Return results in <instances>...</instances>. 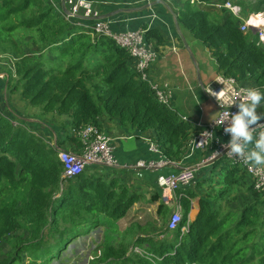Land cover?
I'll use <instances>...</instances> for the list:
<instances>
[{
  "label": "trees",
  "instance_id": "obj_1",
  "mask_svg": "<svg viewBox=\"0 0 264 264\" xmlns=\"http://www.w3.org/2000/svg\"><path fill=\"white\" fill-rule=\"evenodd\" d=\"M263 2L258 0L253 11L261 12ZM181 4L179 25L210 49L218 72L243 85H264V44L251 32L240 30L238 17L227 9L218 12L214 6L190 0ZM18 34L24 49L17 41ZM151 39L158 46L165 41L156 28L147 31L146 40ZM5 53L16 58L15 74H9L7 88L27 106L37 107L39 115L30 122L31 115L18 113L21 118L16 126L0 111V246H9L7 251L0 248V264H24V255L31 264H43L60 256L69 241L86 229L103 224L102 217L114 221L126 216L139 195L122 185L121 179L92 168L104 165L87 167L74 179L63 178V164L42 129L56 126L63 134L69 128L96 124L104 130L101 122L105 118L137 138L151 139L166 158L175 161L184 154L191 126L173 109L158 103L149 84L138 79L127 50L110 38L93 37L48 0H0V54ZM47 115L60 116L59 125L67 129L63 131ZM69 138L71 144L81 146L79 138ZM241 169L236 165L227 169L226 188L240 186ZM249 185V203L242 211L230 208L222 212L221 206L213 208L202 198L193 222L189 212L196 194L185 190L186 196L181 197L184 216L173 239L158 242L154 236L139 235L134 242L158 258L127 254L129 229L116 246H103L100 260L105 264H245L246 257L240 255L243 242L249 241L253 245L248 263L258 251L257 264H264V251L256 248L254 237L264 227V191ZM169 211L161 202L157 214L163 218ZM236 218L238 223L228 226L226 220ZM154 225L136 224L132 230L137 226L140 233L150 234ZM182 226L188 231L182 232ZM164 232L167 229L157 235ZM229 236L242 242L239 249L234 250ZM146 237L150 246L145 249Z\"/></svg>",
  "mask_w": 264,
  "mask_h": 264
},
{
  "label": "crops",
  "instance_id": "obj_2",
  "mask_svg": "<svg viewBox=\"0 0 264 264\" xmlns=\"http://www.w3.org/2000/svg\"><path fill=\"white\" fill-rule=\"evenodd\" d=\"M48 1L59 12H62L64 17L71 8L70 0ZM170 1L174 2L172 9L166 4L165 0H93L90 4L93 14L90 17L80 16L79 21L90 26L98 19H104L111 21L113 27L117 30L124 31L144 28L147 34L149 29L156 28L161 32L165 40L163 44L158 46L156 40H149L158 51L157 61L152 66L150 73L154 79L172 89L173 99L171 109L182 119L186 117L185 121L191 126L189 132L191 135L199 130L197 126L199 122L208 123L219 113L220 109L218 105L205 93V88L212 83V80L217 75L218 68L216 58L212 55L210 49L202 41L196 39L190 31L185 32L180 28L178 11H174L179 5L176 1ZM249 84L251 87H255L253 82H249ZM259 106H264V96H262L261 101L255 107ZM101 123H103L104 130L114 137L115 152L122 165L117 168L105 165L103 167L91 166L92 168L106 171L111 177L121 179L122 185H125L131 192L134 191L139 195L138 201L129 209L131 212H127L126 216L128 214L134 216V212H138L137 217L139 219V217L147 214L145 213L147 211L157 214L158 206L161 203L156 184L157 176L161 173L178 171L192 166L198 167L195 182L186 189L177 190V195L186 196L185 190H191L196 194L192 199L189 212L190 222L196 219L201 208L200 200L202 198L208 199L213 208L221 206L222 212L230 208L242 211L245 208L244 206L249 203L247 200L250 199L249 196L251 194L249 184L252 182L242 166L238 174V176L243 174L240 188L238 186L226 188V185H224L226 174L220 172L218 174H220L222 182L217 181L216 185L208 183V178L211 177L210 172L214 168L215 162L211 163V161H208L205 163L203 161L211 155L213 146L206 149H191L187 144L183 156L180 159L172 161L171 164L158 169L133 168L129 166V163H135L137 160H158L160 158L157 154L149 151L151 139L137 138L132 133L123 131L105 118L102 119ZM57 128L56 126L53 128L46 126L41 131L46 140L64 143L69 150L79 151L80 147L71 144L70 135L61 134L60 129L57 130ZM216 133L217 135H221V130L217 129ZM252 133L255 139L256 133ZM246 146L248 149L253 147L251 142ZM221 158L225 157L221 156ZM200 164L201 166L199 167L198 165ZM155 196H158V198L154 199ZM234 196L240 197L235 199ZM126 216L117 220V226H120L124 222ZM223 219L221 218L220 220ZM226 222L228 226H234L238 223V219H228ZM141 225L144 224L141 223ZM129 229L128 227L126 228L127 231ZM139 235L154 236L158 242L173 239V231H167L159 235H157V232L150 234L138 232L134 235V242L138 239ZM254 237L255 239L258 237V232ZM133 245L135 244L130 245L127 254L131 252L130 249ZM142 246L145 249L150 246L147 237ZM256 259L258 262V255Z\"/></svg>",
  "mask_w": 264,
  "mask_h": 264
},
{
  "label": "built area",
  "instance_id": "obj_3",
  "mask_svg": "<svg viewBox=\"0 0 264 264\" xmlns=\"http://www.w3.org/2000/svg\"><path fill=\"white\" fill-rule=\"evenodd\" d=\"M191 3L206 4L203 0H190ZM93 0H70L71 8L65 18L73 21L74 24L85 27V31L93 37H106L112 39L119 47L127 50L132 57L133 67L137 73V77L141 81L149 84L151 91L159 104L165 105L168 108L172 106L173 93L172 89L166 84H162L153 78L150 71L158 58V51L152 43L146 40V29L136 28L129 30H117L113 27L111 21L98 19L93 25L87 26L79 21L80 16L90 17L93 14L90 4ZM228 7L233 15L241 18L240 30L244 33L252 28L261 31L257 36L258 42L264 44L261 39L264 33V15L253 13L247 18L240 17L238 7L231 6L225 2L221 7ZM76 19V20H74ZM247 88H256L264 93V85L247 87L240 83L235 77L228 76L218 72L212 80V83L205 88L207 96L214 101L219 107L218 115L208 123L199 122L197 124L198 131L190 135L188 146L191 149L200 148L206 149L213 146L211 155L203 162H210L220 155L224 156L230 165H240L245 169L246 174L251 179L253 186L258 191H264V166L252 167L244 163V156L249 150L246 145L243 148L242 155L231 153L230 141H232V133L227 131L232 123L231 117L237 114L239 104L246 103ZM223 92V96L217 99L216 93ZM186 120V117H183ZM13 124L18 126L19 121L12 120ZM250 132L256 133V138L260 132H264V118L255 121L248 126ZM221 130V135H217L216 130ZM68 133L71 137L79 138L81 146L79 151L72 149L61 148L59 142L47 140L50 146H53L60 161L63 164V178H76L88 166L105 165L111 168H117L122 165V162L115 153L114 137L106 133L96 124H88L79 128H69ZM236 143L243 145L242 138H236ZM149 151L157 154L158 160H137L135 163H129L133 168H152L171 164V160L166 158L161 152L156 143L150 140ZM199 167L201 166L198 165ZM197 166L182 168L178 171L161 173L156 178V184L159 190V198L162 203H165L170 208L169 218L165 229L167 231L177 230L180 226L184 212L181 203L182 195H177L178 189H186L190 187L196 180ZM182 232L188 231L187 226L181 227ZM131 252H139L141 255L158 258L151 253H148L143 248L133 245ZM102 249L98 248L96 253L91 255V259L95 260L102 256Z\"/></svg>",
  "mask_w": 264,
  "mask_h": 264
},
{
  "label": "rangeland",
  "instance_id": "obj_4",
  "mask_svg": "<svg viewBox=\"0 0 264 264\" xmlns=\"http://www.w3.org/2000/svg\"><path fill=\"white\" fill-rule=\"evenodd\" d=\"M172 1H176L179 5V7H176V9H174V11H178L180 10L181 6H182V2H184V0H172ZM166 4L172 9L173 8V4L174 2H171L170 0H165ZM225 2L230 3L231 6H235L238 7L240 10V17L247 18L249 17L251 14L253 13H260L262 15H264V2L261 5L262 7V11L261 12H254L253 8L255 7V4L258 2V0H206V4H202L199 3L198 5L200 6H204V7H212L214 6V8H216L218 10V12H220L221 8L227 9V11L229 13H232V11L228 8V7H221V5H224ZM213 8V7H212ZM253 11V12H252ZM177 12V14H178ZM233 14V13H232ZM240 20H242L241 18H239ZM180 28L183 29V31L187 32L188 30L183 28V26L180 25ZM264 31V30H263ZM248 32H251L253 35L258 36L259 33H261V31L259 30H255V29H248ZM246 32V33H248ZM19 34L17 35V41L20 45H22L23 49L25 46H23L22 44V39L20 37H18ZM28 39V38H27ZM21 48V47H20ZM15 56L12 53H5V54H0V111L5 115L8 116L10 119L13 120H18L17 118H21L18 116V113H21V115H31L32 118H29L27 120H29L30 122L33 120H38L36 119V116H38L39 114V109L37 107L34 106H27V103H25L24 101H20L18 100L19 95L17 93H13L9 90V88H7L8 86V79H9V74L14 77V62H15ZM12 71V73H11ZM249 83H245V86L247 87H251L249 86ZM11 113L13 115H15L16 117L12 116ZM255 114L258 116V119H262L264 117V106H259V107H255ZM35 116V117H34ZM50 119L54 118L53 122L55 124H57L60 128H63V131H65L67 129V126L64 125H59L61 124V120L62 118L60 116L55 117L52 115H47ZM38 132V131H36ZM68 132V130L63 134H66ZM106 133H108L105 130ZM46 139V138H44ZM115 144V141H114ZM61 148L64 149H68L66 146V144L64 143H59ZM77 149V148H76ZM116 153V152H115ZM117 155V153H116ZM229 162L227 161L226 158H221L220 160L215 162L214 168L212 169L211 173V177L208 178V183L212 184V185H216L217 181H221V177L220 173H225L228 168H230L231 166H229ZM100 167V166H98ZM222 182V181H221ZM240 188V186H239ZM238 189V188H237ZM236 189V190H237ZM240 190V189H238ZM240 196H236V198H239ZM235 198V199H236ZM263 207H260V209H262ZM131 212V211H128ZM147 214H144L143 217H137L138 212H134V216H130L131 214H128L125 219L124 222L120 225L117 226V220H111L108 219L106 217H102L103 220V224H100V226H93L91 228H88L85 230V232H83L82 234H80L79 237L74 238L72 241H69L68 246L66 248V250L60 255V256H52L53 258H50L47 262L43 263V264H105L102 260H100L99 257L95 260L91 259V255L96 253V250L98 248H101L102 251H104V247L106 249V246L108 244L114 245L116 246L117 243H119L120 239H124L125 235H126V228H130L131 231L129 232V234L127 235V245L126 248L128 250L131 241H133V237L136 233L140 232L141 230H139V228L136 226V228L134 227L132 230V227L136 224L141 225L142 224H148L150 222L154 223V228L151 227L152 232H157L159 233V231L163 228H165V224L166 221L169 218V214L170 211L167 214V217L164 216L163 218L160 217L159 215H157L154 212H145ZM148 215V216H147ZM149 217V219H148ZM146 221V222H145ZM134 224V225H133ZM147 226V225H146ZM144 226V227H146ZM259 229V226H258ZM260 232L258 234V237L256 238L257 244L258 246H256L257 249H259L260 251H264V227L262 226V228L260 227ZM225 230L226 227H225ZM23 231V230H22ZM20 231V232H22ZM242 236V233L237 235V238H240ZM129 238H131L129 240ZM229 241H231L230 243L233 244V242L235 243L234 246V250H237L240 248L242 242L237 240L234 237L229 236ZM139 244H142V242H138ZM101 244V245H100ZM244 245V253L242 255H240V257L245 258L246 263L245 264H257V260L256 258L254 260H251L249 263V259L251 258L250 254H251V250H252V245L253 242L251 244H249V241H247L245 244L243 242ZM104 246V247H103ZM233 246V245H232ZM0 248L3 251H7L9 246L7 247V245H5L4 243H2V245L0 246ZM251 248V250H250ZM103 254V252H102ZM130 256H137L141 253L139 252H130L129 253ZM258 255V251L256 256ZM132 258H136V257H132ZM24 264H31L29 263V257H27V255H24ZM39 264H42V262L38 261ZM16 264H19L16 263ZM23 264V263H22ZM110 264V263H107ZM111 264H113V261L111 262ZM191 264V263H190ZM195 264V263H192Z\"/></svg>",
  "mask_w": 264,
  "mask_h": 264
},
{
  "label": "clouds",
  "instance_id": "obj_5",
  "mask_svg": "<svg viewBox=\"0 0 264 264\" xmlns=\"http://www.w3.org/2000/svg\"><path fill=\"white\" fill-rule=\"evenodd\" d=\"M80 27L85 31V27ZM246 92V103L241 102L239 104L240 111L231 117L232 123L227 129V131L232 133L230 151L238 156L242 155L244 145H248L251 142L253 147L246 154H243L244 163L252 167L264 166V132H260L258 138L254 139L253 133L248 128L250 124H253L258 119L255 114V106L261 101L264 93L256 88H247ZM216 96L217 99L221 98L223 92L219 91ZM238 137L243 139V145L235 142Z\"/></svg>",
  "mask_w": 264,
  "mask_h": 264
},
{
  "label": "water",
  "instance_id": "obj_6",
  "mask_svg": "<svg viewBox=\"0 0 264 264\" xmlns=\"http://www.w3.org/2000/svg\"><path fill=\"white\" fill-rule=\"evenodd\" d=\"M263 119V118H262ZM222 155H220L219 157L215 158L214 160L211 161V163L216 162V160L220 159Z\"/></svg>",
  "mask_w": 264,
  "mask_h": 264
},
{
  "label": "bare ground",
  "instance_id": "obj_7",
  "mask_svg": "<svg viewBox=\"0 0 264 264\" xmlns=\"http://www.w3.org/2000/svg\"><path fill=\"white\" fill-rule=\"evenodd\" d=\"M262 24L264 25V22H262ZM261 39H263L264 40V33H263V36H262V38Z\"/></svg>",
  "mask_w": 264,
  "mask_h": 264
}]
</instances>
